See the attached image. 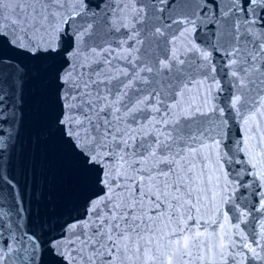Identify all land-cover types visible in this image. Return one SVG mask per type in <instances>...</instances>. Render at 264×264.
<instances>
[{
    "label": "snow or ice",
    "instance_id": "snow-or-ice-1",
    "mask_svg": "<svg viewBox=\"0 0 264 264\" xmlns=\"http://www.w3.org/2000/svg\"><path fill=\"white\" fill-rule=\"evenodd\" d=\"M0 264H264V0H0Z\"/></svg>",
    "mask_w": 264,
    "mask_h": 264
},
{
    "label": "water",
    "instance_id": "water-1",
    "mask_svg": "<svg viewBox=\"0 0 264 264\" xmlns=\"http://www.w3.org/2000/svg\"><path fill=\"white\" fill-rule=\"evenodd\" d=\"M42 150H43V144L40 146V149H38V154H39V152L42 151ZM52 174H54V171H53ZM52 194L55 195V186H54V188H53Z\"/></svg>",
    "mask_w": 264,
    "mask_h": 264
}]
</instances>
